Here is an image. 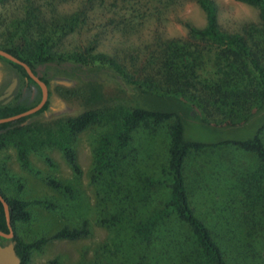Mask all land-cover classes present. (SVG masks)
Segmentation results:
<instances>
[{
	"label": "rangeland",
	"instance_id": "1",
	"mask_svg": "<svg viewBox=\"0 0 264 264\" xmlns=\"http://www.w3.org/2000/svg\"><path fill=\"white\" fill-rule=\"evenodd\" d=\"M214 2L221 33L243 36L250 45L258 42L264 49V24L257 7L234 0ZM76 16L80 21L73 32H56L58 26L69 25ZM206 25V15L197 0H0V44L11 47L17 43L25 49L31 42L20 39L21 36H32L35 40L41 34L50 35L54 37L51 45L54 52L73 54L92 49L94 54H106L129 75L148 80L157 90L173 92L177 88L159 73L165 52L169 56L174 54L171 45L183 48L182 52H192L191 57L198 59V81L193 82V87L178 88L175 96L179 109L190 120L185 128L186 138L203 143L247 139L254 133L252 128H257L256 123L216 132L197 122L202 119L212 125L239 123L257 112L249 100L237 106L233 98L235 102L221 105L215 89L206 87L224 79L230 61L221 56L222 48L190 36L188 27L200 30ZM40 69L41 75L44 69ZM6 71L0 93L11 81L10 67L0 62V72L6 74ZM45 72L52 93L48 110L24 124L28 127L25 140L30 167L20 163L14 141L7 142L0 150V191L8 199L28 203L26 209L30 213L29 221L14 224L15 234L18 239L31 243L49 238L63 227L79 228L87 222L89 236L77 241H50L41 250L32 252L29 264H49L55 258L60 264H124L117 252L115 232L102 223L110 218L108 212H112V209L107 211L99 198L105 195L106 189L102 180L94 182L92 177L97 146L103 137H113L117 123L128 108L129 97L122 92L119 77L116 82L110 71L112 75L100 74L93 80L72 76L61 68ZM19 90L17 82L14 94ZM88 109L99 111L102 117L99 124L72 140L80 168V173L75 174L55 142L60 139L66 119ZM172 122L156 125L149 121L132 133L128 149L118 156V190L123 187L135 194L138 174L154 177L160 173L167 161ZM262 139L264 142V132ZM219 155L216 150H207L190 156L191 170L203 169L205 181L209 180L215 190L214 202L208 205L204 204V190L191 192L195 210L209 212L214 206L216 210L231 208L251 212L250 218L258 223L260 236L264 227L260 218L264 202L256 200V196L264 191V182L259 185L248 177L257 167L256 158L232 146L228 148L226 161ZM227 170L242 173L247 180L238 186L233 174L229 181L221 183ZM49 178L71 187L73 194L52 189L47 185ZM240 197H246L247 203L239 206ZM158 198L162 195L157 194ZM147 205L152 207L150 201Z\"/></svg>",
	"mask_w": 264,
	"mask_h": 264
},
{
	"label": "trees",
	"instance_id": "2",
	"mask_svg": "<svg viewBox=\"0 0 264 264\" xmlns=\"http://www.w3.org/2000/svg\"><path fill=\"white\" fill-rule=\"evenodd\" d=\"M234 1L257 7L264 24V0ZM197 3L206 15L207 25L200 30L188 27L190 36L209 41L212 45L222 48L221 56L230 60L224 79L206 87L215 89L221 105L228 104L233 98L236 99V102L232 101L237 106H242L249 100L255 104L257 111L239 123L225 122L212 125L202 119L197 122L216 132L224 129H241L243 126L256 123L257 128H252L254 133L247 139L203 143L186 138L185 128L190 120L179 109L175 96L178 95V88L193 87V82L198 81L199 64L197 65L198 59L191 57L192 52L188 50L182 52L183 48L175 44H172L173 48H170L174 51L173 56L165 52L159 72L161 76L163 73L164 77L170 79L174 87H177L173 92L157 90L148 80L129 75L114 59L106 54H94L92 49L80 53L58 54L51 49L54 37L50 35L41 34L35 40L32 36H21L20 39H28L31 42L25 49L17 43L11 47L8 44H0V50L27 64L48 88V100L40 111L0 124V150L7 142L14 141L18 159L25 168H29L30 163L28 144L25 140L28 127H24L23 123L46 112L52 95L49 89L50 80L46 77L45 71L61 68L72 76L90 80L100 74L112 75L109 71L113 73L112 79L115 81L119 77L118 84L122 92L129 97L128 108L117 123L113 137L105 136L100 140L95 151L92 180L103 181L106 193L99 198L107 211L112 209L113 213L108 212L110 218L104 219L102 223L106 224L111 232H115L117 252L124 264H264V205L260 214L263 233L259 236L258 223L250 218L251 212L244 213L240 209L232 210L231 208V210L228 208L216 210L214 206L210 207L209 212H197L191 201V192L195 193L197 190H204L202 196L206 205L213 203L215 198L214 188L202 175L203 169L191 170L190 168L189 159L193 153L216 150L225 160L228 148L232 146L239 152L252 154L257 160V167L252 175L248 176L249 180H256L259 185L264 182L262 139L264 49L258 42L250 45L243 36L221 33L217 25L218 8L214 0H197ZM79 21V16H76L69 25L58 26L56 32L60 34L65 33L66 30L73 32L74 26ZM27 24L30 25L29 22ZM259 48L261 50L257 52ZM0 62L10 67L11 81L16 78L20 85V90L14 94L11 102L7 104L0 102V119H6L36 106L41 100L42 93L40 87L28 76L22 66L2 56H0ZM187 62L191 63L190 67L185 66ZM40 67L44 69L41 75ZM4 74L0 72V85L3 84V77H7V71L6 76ZM32 88L36 93L34 98H31ZM101 117L99 111L88 109L67 118L60 139L55 142L75 174L80 173V168L72 147V140L89 127L99 124ZM169 120L173 122L168 131L167 161L160 173L154 177L138 174L135 181V194L123 187L118 190V156L120 152L128 149L132 133L149 121L159 125ZM233 174L236 175L234 179L238 182V186L247 180L246 177L243 178L242 173H230L227 170L223 172V177L220 175L221 183H225ZM47 185L54 190L73 194L71 187L55 179L49 178ZM157 194L162 195V198L157 200ZM245 198L240 197L237 204L239 206L246 204ZM256 200L264 202V191L259 192ZM6 201L9 205L12 225L30 220V213L26 209L28 203L16 199H6ZM149 201L152 204L151 208L147 205ZM253 214L255 215L254 212ZM0 231L7 232L1 202ZM89 235L88 223L84 222L79 228L63 227L51 237L40 238L31 243L17 238L16 254L20 264H29L32 252L41 250L50 241H77ZM49 264H60V262L55 258L49 261Z\"/></svg>",
	"mask_w": 264,
	"mask_h": 264
},
{
	"label": "water",
	"instance_id": "3",
	"mask_svg": "<svg viewBox=\"0 0 264 264\" xmlns=\"http://www.w3.org/2000/svg\"><path fill=\"white\" fill-rule=\"evenodd\" d=\"M0 56L6 58L7 60H9V61H11V62H13L15 64H18V65L22 66L25 69V71L28 74V76L34 82H36L39 85V87L41 89V92H42V99H41V101L36 106H34L33 108H31V109H29V110H27V111H25V112H23V113H21V114H19L17 116L9 117V118H6V119H0V124H2V123L15 121V120H18L20 118L33 115V114L37 113L38 111H40L42 109V107L44 106V104L46 103V101H47V98H48V88L38 78V76H36L31 71V69L27 66V64H25L24 62L20 61L16 57L12 56L11 54H9V53H7V52H5L3 50H0ZM16 85H17V79L14 78L12 80L11 84L6 88L4 95L2 97H0L1 99L2 98H7V100L4 102V104H7L8 101L10 100V98L12 96V93H13ZM25 123H23V125ZM0 201H1L2 206H3V211H4L5 219H6V222H7V226H8V228L10 230H12V225H11V220H10V215H9V207H8V204L1 197V195H0ZM0 236L10 237V236L5 235L2 232H0ZM0 264H19V258L15 255V252L13 250V246L12 245H9L7 247H0Z\"/></svg>",
	"mask_w": 264,
	"mask_h": 264
},
{
	"label": "flooded vegetation",
	"instance_id": "4",
	"mask_svg": "<svg viewBox=\"0 0 264 264\" xmlns=\"http://www.w3.org/2000/svg\"><path fill=\"white\" fill-rule=\"evenodd\" d=\"M11 82L12 81H10V83L3 89V91L0 93V97H2L3 95H4V93H5V90H6V88L11 84ZM2 83V82H1ZM36 83V82H35ZM37 84V83H36ZM2 85V84H1ZM38 85V84H37ZM39 86V85H38ZM1 87V86H0ZM42 93V92H41ZM35 91H34V88H32V94H31V98H34V96H35ZM13 97H14V91H13V93H12V96H11V98H10V100L8 101V102H11L12 100H13ZM2 99H5L4 101H3V103L7 100V98H2ZM41 99H42V96H41ZM0 100H1V98H0ZM47 100H48V98H47ZM41 101V100H40ZM39 101V102H40ZM38 102V103H39ZM47 102V101H46ZM46 104V103H45ZM44 104V105H45ZM43 108V107H42ZM0 195H1V197L6 201V199H8L1 191H0ZM1 202V201H0ZM7 202V201H6ZM2 204V203H1ZM8 204V203H7ZM3 207V206H2ZM8 207H9V205H8ZM6 224H7V222H6ZM11 225H12V223H11ZM0 232H2V231H0ZM2 233H4L5 235H7V236H10V237H3V236H0V247H7V246H9V245H12L13 246V250H14V252H15V255L17 256V254H16V244H17V236H16V234H15V229H14V225H12V230H10L9 228H8V226H7V232H2ZM18 257V256H17ZM19 258V257H18ZM19 264H20V259H19Z\"/></svg>",
	"mask_w": 264,
	"mask_h": 264
}]
</instances>
